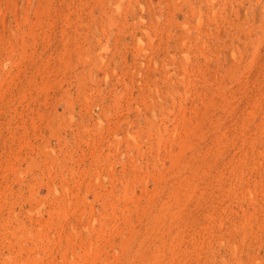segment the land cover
I'll use <instances>...</instances> for the list:
<instances>
[{
  "label": "rangeland",
  "instance_id": "374dc122",
  "mask_svg": "<svg viewBox=\"0 0 264 264\" xmlns=\"http://www.w3.org/2000/svg\"><path fill=\"white\" fill-rule=\"evenodd\" d=\"M0 264H264V0H0Z\"/></svg>",
  "mask_w": 264,
  "mask_h": 264
}]
</instances>
